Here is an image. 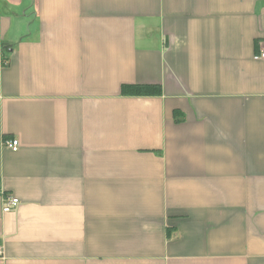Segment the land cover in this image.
<instances>
[{"label":"crops","instance_id":"crops-1","mask_svg":"<svg viewBox=\"0 0 264 264\" xmlns=\"http://www.w3.org/2000/svg\"><path fill=\"white\" fill-rule=\"evenodd\" d=\"M260 51L264 0H0V264H264Z\"/></svg>","mask_w":264,"mask_h":264},{"label":"built area","instance_id":"built-area-1","mask_svg":"<svg viewBox=\"0 0 264 264\" xmlns=\"http://www.w3.org/2000/svg\"><path fill=\"white\" fill-rule=\"evenodd\" d=\"M256 59H263L264 60V51H260L255 55ZM4 144L6 147H8L12 151H16L19 146V141L17 138H10V139H5ZM3 206H2V211L3 212H8L12 210L14 207H16L19 203V200L11 195H8L6 197H3ZM2 259V251L0 249V260Z\"/></svg>","mask_w":264,"mask_h":264},{"label":"trees","instance_id":"trees-1","mask_svg":"<svg viewBox=\"0 0 264 264\" xmlns=\"http://www.w3.org/2000/svg\"><path fill=\"white\" fill-rule=\"evenodd\" d=\"M122 94L127 95H155L159 88L153 85L123 84L120 88Z\"/></svg>","mask_w":264,"mask_h":264}]
</instances>
